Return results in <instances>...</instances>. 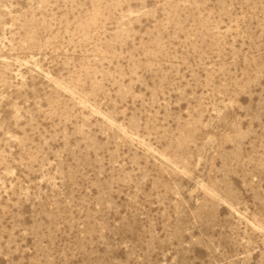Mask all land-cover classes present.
Here are the masks:
<instances>
[{"label": "rangeland", "instance_id": "obj_1", "mask_svg": "<svg viewBox=\"0 0 264 264\" xmlns=\"http://www.w3.org/2000/svg\"><path fill=\"white\" fill-rule=\"evenodd\" d=\"M0 264H264V0H0Z\"/></svg>", "mask_w": 264, "mask_h": 264}]
</instances>
